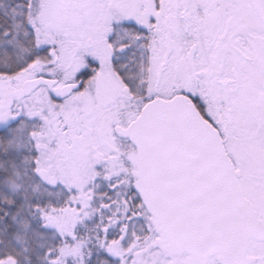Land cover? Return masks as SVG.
Returning <instances> with one entry per match:
<instances>
[{
  "label": "snow or ice",
  "instance_id": "1",
  "mask_svg": "<svg viewBox=\"0 0 264 264\" xmlns=\"http://www.w3.org/2000/svg\"><path fill=\"white\" fill-rule=\"evenodd\" d=\"M0 264H264V0H0Z\"/></svg>",
  "mask_w": 264,
  "mask_h": 264
}]
</instances>
